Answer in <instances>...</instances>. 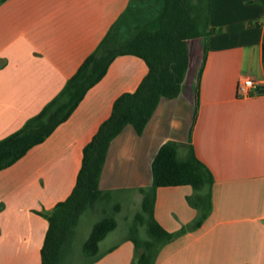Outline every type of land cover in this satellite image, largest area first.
I'll return each mask as SVG.
<instances>
[{"label": "crops", "instance_id": "crops-1", "mask_svg": "<svg viewBox=\"0 0 264 264\" xmlns=\"http://www.w3.org/2000/svg\"><path fill=\"white\" fill-rule=\"evenodd\" d=\"M131 1L0 0V140L61 93ZM209 24L213 34L188 42L180 97L162 99L142 134L128 126L113 141L101 177L103 190L127 195L138 210L164 144L177 143L181 160L192 146L211 170V207L200 225L193 187L156 190L154 216L177 235L154 264H264V0H211ZM148 72L143 58L118 56L66 122L0 171V264H42L47 216L72 193L84 148L115 101L135 92ZM243 77L262 93L240 97ZM107 238L91 264H139L143 250L128 232L102 248Z\"/></svg>", "mask_w": 264, "mask_h": 264}, {"label": "trees", "instance_id": "trees-1", "mask_svg": "<svg viewBox=\"0 0 264 264\" xmlns=\"http://www.w3.org/2000/svg\"><path fill=\"white\" fill-rule=\"evenodd\" d=\"M210 11L211 0H132L127 12L68 80L61 93L21 129L0 140L2 171L66 122L88 91L106 76L118 56L135 55L146 61L149 72L137 90L124 93L115 101L111 116L84 148L82 167L72 193L47 216L49 227L42 248V264H62L72 253L81 216L98 204L103 205V210L111 205L113 192L101 188V177L113 141L128 126L142 134L162 99L180 97L189 68V40L207 38L215 32L209 24ZM201 72L195 89V118L200 106ZM176 149L175 142H168L159 149L152 163L153 184L142 189V208L135 215L137 224L129 231V238L143 250L139 264H154L160 247L177 235L167 231L154 216L158 188L193 187L196 206L201 210L197 225L211 207L210 189L214 182L211 170L192 146L184 160L177 156ZM114 209L119 212L120 205L115 204ZM138 225L147 227L148 239L139 238ZM117 227L115 217H103L94 225L84 243L88 264L100 258V243Z\"/></svg>", "mask_w": 264, "mask_h": 264}, {"label": "rangeland", "instance_id": "rangeland-1", "mask_svg": "<svg viewBox=\"0 0 264 264\" xmlns=\"http://www.w3.org/2000/svg\"><path fill=\"white\" fill-rule=\"evenodd\" d=\"M124 196L127 201L128 196ZM123 197L121 194L116 195L113 193L112 203L111 205H107L106 210H103V205L98 204L96 208L87 210L81 216L79 225L76 228L77 234L73 244L72 253L62 264H88V257L84 252V243L89 238L94 225L103 217H115L118 221V227L114 230V232L108 234V238L106 242L102 244V248H104L106 244H110L112 239L125 236L127 232L130 233L129 231L137 224L135 215L142 207L140 206V209L134 210L132 205L128 204V201L127 203L121 201ZM116 201H121L122 210L120 213L114 209ZM138 236L141 239L149 238L146 226L138 225Z\"/></svg>", "mask_w": 264, "mask_h": 264}, {"label": "built area", "instance_id": "built-area-1", "mask_svg": "<svg viewBox=\"0 0 264 264\" xmlns=\"http://www.w3.org/2000/svg\"><path fill=\"white\" fill-rule=\"evenodd\" d=\"M237 92L240 97L247 98L252 94H260L261 89L252 77H243L237 86Z\"/></svg>", "mask_w": 264, "mask_h": 264}]
</instances>
